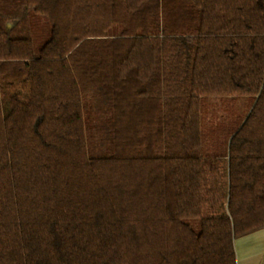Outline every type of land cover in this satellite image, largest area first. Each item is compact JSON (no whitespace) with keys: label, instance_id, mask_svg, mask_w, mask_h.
Instances as JSON below:
<instances>
[{"label":"trees","instance_id":"1","mask_svg":"<svg viewBox=\"0 0 264 264\" xmlns=\"http://www.w3.org/2000/svg\"><path fill=\"white\" fill-rule=\"evenodd\" d=\"M132 76L162 78L157 135L90 143L87 85ZM215 95L250 100L205 154ZM262 227L264 0H0V264H237Z\"/></svg>","mask_w":264,"mask_h":264},{"label":"crops","instance_id":"2","mask_svg":"<svg viewBox=\"0 0 264 264\" xmlns=\"http://www.w3.org/2000/svg\"><path fill=\"white\" fill-rule=\"evenodd\" d=\"M129 79L125 82L123 97L116 95L117 92L113 84L102 86L99 89L94 86L95 83L87 85V95L84 98V115L88 127L87 138L90 143L100 142V138L105 137L104 134L106 133L102 132L104 130L108 131V136L114 135L110 131L120 126L123 127L125 133L124 142L128 145L133 136V128H145L143 133L148 136L153 133L154 127L157 135L159 111L160 125L162 124V78L160 104L157 77L155 83L151 77L145 80L143 85L135 81L133 76ZM21 81L27 84V92L23 97L26 98L29 92V82L28 79ZM14 92L21 95L18 90ZM234 245L237 264H264V227L236 237Z\"/></svg>","mask_w":264,"mask_h":264},{"label":"rangeland","instance_id":"3","mask_svg":"<svg viewBox=\"0 0 264 264\" xmlns=\"http://www.w3.org/2000/svg\"><path fill=\"white\" fill-rule=\"evenodd\" d=\"M24 81H10L3 84L2 111L10 109L9 98L14 91L24 97L27 92ZM249 95L210 96L202 106L203 148L205 154L222 153L228 146L227 134L232 126L241 121L248 108Z\"/></svg>","mask_w":264,"mask_h":264}]
</instances>
